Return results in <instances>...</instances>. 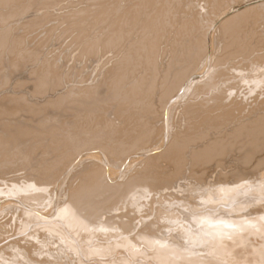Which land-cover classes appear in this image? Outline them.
Returning a JSON list of instances; mask_svg holds the SVG:
<instances>
[{
    "label": "bare ground",
    "instance_id": "bare-ground-1",
    "mask_svg": "<svg viewBox=\"0 0 264 264\" xmlns=\"http://www.w3.org/2000/svg\"><path fill=\"white\" fill-rule=\"evenodd\" d=\"M64 1L0 0L35 81L0 90V264H264V0Z\"/></svg>",
    "mask_w": 264,
    "mask_h": 264
},
{
    "label": "rangeland",
    "instance_id": "rangeland-1",
    "mask_svg": "<svg viewBox=\"0 0 264 264\" xmlns=\"http://www.w3.org/2000/svg\"><path fill=\"white\" fill-rule=\"evenodd\" d=\"M66 1H67V0H66ZM66 1H64V3H63L65 6H66V4H67V5L69 4V3L66 2ZM75 1H76V0H75ZM65 2H66V3H65ZM250 2H252V1H250ZM250 2H249V3H250ZM64 5H62V6L64 7ZM59 8H61V7H59ZM236 8H237V9H236ZM239 8H240V7H235L234 11H237ZM56 10H57V11H56ZM56 10L54 11V13L56 12L55 14L61 12V11L59 12L58 8H57ZM63 10H66V9H63ZM52 18H53V17H52ZM52 18H51V20H52ZM54 18H57V17H54ZM54 20H55V19H54ZM54 20H52L51 22H52L53 24L57 23V22H56L57 20H55V22H54ZM51 22H49V23L52 24ZM49 23L46 24V25H49ZM55 25H56V24H55ZM58 25H59V23L57 24V26H58ZM61 25H62V24H60V26H58L57 29H56V27H55L56 32L58 31V33H59V32L61 31V30L58 29L59 27H61ZM53 26H54V25H53ZM63 26H64V25H63ZM44 27H45V26H44ZM39 28H40V30H38ZM39 28H37L38 31L35 30L37 33H36L35 31H33V32H35L34 34H36V35H33V34L31 33V31H30L31 34H30V33H29V34L32 36L31 39L34 38L33 36L36 37V36H38V35H39V36H38V39H40L41 36H43V37L45 38L46 33H47L46 30H45L44 28H42V27H39ZM41 28H42V30H41ZM62 28H63V27H61L60 29H62ZM43 30H44V33L42 34ZM39 31H41V32H39ZM20 33H21V31H20ZM38 33H39V34H38ZM60 33H61V32H60ZM60 33H59V34H60ZM63 34H64V33L62 32L61 35L58 36L59 39H58V37H57V39H56L57 41H54L55 39L53 40V42H52V41H49L50 43L48 42V45H50V46H48L47 43H46V45L43 44V45H45L46 48L42 47L43 49H42V48H41V49H42V51L45 49V52H44V53H45L46 56L51 57V58H53V57L56 58V57L58 56V53H59V52H60V53H63V56H64L65 53H67V51H69L68 48L66 47V46L68 45L69 39L66 40L68 37L66 36V37H67V38H66ZM65 35H66V34H65ZM62 36H64V37H62ZM227 36H228V35H227ZM227 36H226V37H227ZM60 37L63 38V39L61 40ZM228 37H229V36H228ZM228 37H227L226 39L229 40ZM44 38H42V39H44ZM64 38H66V39H64ZM38 39L36 38L35 40L37 41ZM32 40H33V39H32ZM35 40H34V43H33V44L36 43ZM60 40H61V41H60ZM65 40H66V41H65ZM58 41H59V42H58ZM224 41H225V39H224ZM54 42H55L56 44H55ZM51 43H53V44H51ZM57 43H59V44H57ZM60 43H61V44L63 43L64 45H65V43H67V44H66V46H64L63 44L60 45ZM54 44H55V47L53 46ZM57 45H58V47H59L60 49H59L58 47H56ZM47 46H48V47H47ZM52 46H53V47H52ZM60 46H62L64 50H63L62 47H60ZM220 46H223V45H220ZM50 47H51V50H52V49L55 50V51L57 52V54H55V53H56L55 51L52 52V51L49 49ZM56 48H57V49H56ZM65 48H67V49H65ZM220 48H221V47H220ZM221 49H222V48H221ZM49 50H50L52 53H51ZM58 50H59V51H58ZM60 50H63V51H60ZM48 52L51 53V54H49ZM47 53H48V54H47ZM49 55H50V56H49ZM55 55H57V56H55ZM60 55H61V54H60ZM7 56L9 57V55H7ZM11 56H12V55H11ZM52 56H53V57H52ZM5 57H6V55H5ZM6 58H7V57H6ZM54 58H53V59H54ZM64 58H65V57H64ZM53 59H52V60H53ZM61 59H62V60H61ZM65 59H66V58H65ZM65 59H63V57H62V58H58V62H59V60H60V62L62 63L63 60L66 61ZM5 62H7V64H6L7 66L5 65V66H3L2 68H4L5 71H6L8 68H10V69L13 70V71H12V72L9 71V70L6 71L7 74H8V71H9V74H10V75L8 74V75H9V77H8V84H6V83H4V82H5V80H4V79H5V78H4V74H6V73L4 72V69H3V70L1 69V72H2V74L0 73V75H1V76H0V79H2V80H0V84H1L0 87L2 86V87L0 88L1 93H2L3 91H5V88H4V87H7V85L10 86V90H11V89L14 90V89H13V86H14V87L16 86V87H17V89H15L16 92L19 91V93H21V94H22V93H23V94H26L28 91H31V88H32V87H35V81H34L33 78H32V79H31V78L24 79V76H23L24 74H23L22 72L19 73V71H22V68H21V69L18 68L19 71L16 73V71H17L16 69H17V68L15 69V67L12 66V65L9 63L8 58H7V61L5 60ZM60 62H59V63H60ZM28 63H29V62H28ZM28 63H26V64H28ZM4 64H5V63H4ZM29 64H30V63H29ZM29 64H28V66H29ZM62 64H63V63H62ZM8 65H11V66H8ZM30 66H31V65H30ZM62 66H63V65H62ZM62 66H61V67H62ZM5 67H6V68H5ZM7 67H8V68H7ZM13 68H14V69H13ZM65 68H67V67H65ZM65 68H64V70L67 71V69H65ZM3 72H4V74H3ZM14 73H16V74H14ZM18 73H19V75L21 74V76H19ZM11 74H13V75H11ZM12 76H14V77H15V76H16V77L19 76V77H21V78H20V80H19V77H17V78L15 77V78H14V77H12ZM25 76L28 77L27 75H25ZM2 77H3V78H2ZM12 79H13V81H12ZM1 81H4L3 84H2ZM19 81H21L22 83H21V84H17ZM4 84H5V86H3ZM10 84H13V85H10ZM14 84H15V85H14ZM32 84H33L34 86H33ZM27 85H29L28 88L26 87ZM31 85H32V86H31ZM23 86H25L26 89H25V87H23ZM30 86H31V87H30ZM20 87H21L22 89H18V88H20ZM2 88H3V90H2ZM59 88H60V87H59ZM27 89H28V91H27ZM32 89H33V88H32ZM20 90H21V91H20ZM10 92H11V91H10ZM1 93H0V95H1ZM11 93H12V92H11ZM27 94H28V93H27ZM239 150H240V149H239ZM239 150L236 149L235 151L238 152ZM228 159H229V158H228ZM228 159L226 158V160H225V158H224V160H223V161H224V164H223V161H222V164H221L222 166H224V165L227 164L226 166L223 167L224 169L221 168V167H222L221 165L218 166L220 169H222V170H220V171H224V170H225V167H227V166H229V168H230L231 165H230V163H229V165H228V162H227ZM229 160H230V159H229ZM229 168H226V170L229 169ZM235 170H236V168H235ZM20 171H21V170H20ZM232 171H233V169H232ZM22 172H24V170L21 171V172H19V173L22 174ZM10 175H11V174H9V176H10Z\"/></svg>",
    "mask_w": 264,
    "mask_h": 264
}]
</instances>
